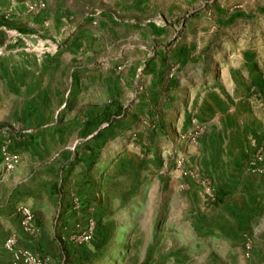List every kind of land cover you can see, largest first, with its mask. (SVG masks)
Segmentation results:
<instances>
[{"label": "rangeland", "instance_id": "obj_1", "mask_svg": "<svg viewBox=\"0 0 264 264\" xmlns=\"http://www.w3.org/2000/svg\"><path fill=\"white\" fill-rule=\"evenodd\" d=\"M4 148L41 264H264V0H0Z\"/></svg>", "mask_w": 264, "mask_h": 264}, {"label": "crops", "instance_id": "obj_2", "mask_svg": "<svg viewBox=\"0 0 264 264\" xmlns=\"http://www.w3.org/2000/svg\"><path fill=\"white\" fill-rule=\"evenodd\" d=\"M97 134V133H95ZM233 207V205H231ZM7 202L5 199V193H0V246L4 244V242L11 237L10 235L13 233H16L18 235V243L19 245L23 247H39L43 246L44 248L47 247L51 255L53 254L56 259V257L62 256V251L57 250V248H60V246H67V248L71 247V242L68 240H65L64 238V244L61 243V241L56 240V234L57 231L63 230L66 233L70 232V229L73 227H36L34 232L26 230L24 227H21L20 221L16 219L15 215L13 214V210L8 208ZM232 212L230 210L229 214ZM12 213V216L10 215ZM235 217V214H233L232 218ZM73 230V229H72ZM71 233V232H70ZM56 240V241H55ZM232 244L231 241L222 242L225 245V248L227 247L231 248ZM203 246V245H202ZM52 248L54 250H52ZM58 251V253H56ZM93 252V251H92ZM66 254V251H65ZM80 256V255H78ZM82 256V255H81ZM66 259V258H65ZM178 261V260H177ZM0 264H15L14 260L10 253H8L5 249L2 248V251L0 253ZM168 264H182V263H174L169 262Z\"/></svg>", "mask_w": 264, "mask_h": 264}, {"label": "built area", "instance_id": "obj_3", "mask_svg": "<svg viewBox=\"0 0 264 264\" xmlns=\"http://www.w3.org/2000/svg\"><path fill=\"white\" fill-rule=\"evenodd\" d=\"M1 159H2V172L0 174V182L5 180L7 174L13 172L17 166L21 162V155L11 151L8 148H4L1 151ZM16 212L20 218V221L24 228L28 231L34 232L35 231V213L31 207L28 205H22L16 209ZM84 227H82L83 229ZM82 231V230H81ZM93 232L94 227L93 224H90L79 237H77V241L79 242H90L93 240ZM17 238L16 236L9 237L2 246H0V253L2 248L5 249L8 253L12 255L14 262H24L25 264H41L42 261L38 256L33 255V253L29 251H24L19 248L17 245ZM247 248H250L247 245Z\"/></svg>", "mask_w": 264, "mask_h": 264}]
</instances>
